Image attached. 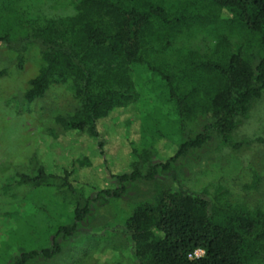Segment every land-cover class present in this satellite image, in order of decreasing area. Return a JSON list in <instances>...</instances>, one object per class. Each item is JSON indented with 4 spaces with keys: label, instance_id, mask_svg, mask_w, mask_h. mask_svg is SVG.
I'll return each instance as SVG.
<instances>
[{
    "label": "trees",
    "instance_id": "obj_1",
    "mask_svg": "<svg viewBox=\"0 0 264 264\" xmlns=\"http://www.w3.org/2000/svg\"><path fill=\"white\" fill-rule=\"evenodd\" d=\"M28 1L0 0V51L8 58L0 59V80L29 65L36 70L21 106L64 87L74 105L56 122L67 133L97 141L105 162L103 125L112 117L123 120L126 109L149 94L155 99L145 102L169 108L185 139L163 160L154 143L143 147L136 133L125 144L134 155L130 171L101 170L98 186L99 179L81 180L95 170L88 156L54 170L38 163L33 175H20L22 184L56 187L70 196L73 217L59 225L50 246L21 251L7 264L53 263L91 227L97 210L139 183L174 177L182 162L217 138L235 152L264 144L261 138L233 139L264 95V0H73L66 15H46L50 0L32 7ZM259 182L256 174L252 188ZM135 206L120 234L137 264H264V208L219 191L168 186Z\"/></svg>",
    "mask_w": 264,
    "mask_h": 264
},
{
    "label": "rangeland",
    "instance_id": "obj_2",
    "mask_svg": "<svg viewBox=\"0 0 264 264\" xmlns=\"http://www.w3.org/2000/svg\"><path fill=\"white\" fill-rule=\"evenodd\" d=\"M41 1L29 0L28 3L32 7ZM72 1L50 0L52 7L46 1L43 9L46 15H66L73 11ZM3 55L0 51V59L7 61ZM31 67L29 65L21 75L0 80V264H7L21 251L50 246L59 225L68 224L73 217L70 196L56 187L36 188L22 184L20 175H33L38 163L54 170L57 166L69 167L73 158L88 156L95 170L82 173L81 180L94 182L103 176L101 170L109 169L117 174L130 171L134 155H129L125 144L132 142L136 133L141 134L143 147L153 142L163 160L174 155L185 139L180 136L174 122L176 116L169 108L160 102H145L147 98H154V94H149L144 101L130 105L123 120L112 117L105 122L103 135L108 141V160L102 161L97 141L87 135L77 137L67 133L56 122L58 115L66 114L74 105L64 87H54L29 108L21 106L20 96L29 79L36 74ZM144 78L147 80L148 75ZM165 97L167 94H162V99ZM258 138L264 140V95L252 103L247 120L233 139ZM140 141L135 142V146L139 147ZM102 163L108 164L103 167ZM178 167L174 177L139 183L125 198L112 200L105 208L97 210L91 227L74 238L63 253L48 264H137L120 234L121 225L136 204L148 201L164 186L183 191H219L250 208H264V144L235 152L217 138ZM256 174L260 177L257 189L252 188ZM97 181L94 182L96 186L102 183V178Z\"/></svg>",
    "mask_w": 264,
    "mask_h": 264
},
{
    "label": "built area",
    "instance_id": "obj_3",
    "mask_svg": "<svg viewBox=\"0 0 264 264\" xmlns=\"http://www.w3.org/2000/svg\"><path fill=\"white\" fill-rule=\"evenodd\" d=\"M200 253H203L202 251L198 252L196 255L197 257H200V256H203V255H200ZM204 254V253H203Z\"/></svg>",
    "mask_w": 264,
    "mask_h": 264
}]
</instances>
